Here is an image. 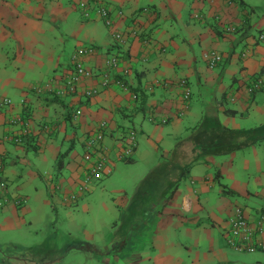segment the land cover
<instances>
[{
	"label": "crops",
	"instance_id": "obj_1",
	"mask_svg": "<svg viewBox=\"0 0 264 264\" xmlns=\"http://www.w3.org/2000/svg\"><path fill=\"white\" fill-rule=\"evenodd\" d=\"M79 1L0 0V98L12 100L0 110L1 177L9 190L0 208V264H52L56 253L64 257L62 249L99 264H245L258 254L255 262L263 264L264 253L230 248L225 231L236 208L252 220L264 211V170L257 159L264 143H252L264 132V42L257 38L264 31V0H106L115 28L125 34L122 45L98 16H83ZM80 46L95 49L84 61L96 75L110 54L122 61L111 72L109 87L93 78L78 94L60 95ZM212 52L223 60L214 69L205 58ZM256 79L263 86L250 93ZM182 80L192 93L188 101ZM91 90L98 93L87 98L84 93ZM78 109L81 114L73 118ZM254 117L257 124L245 125ZM184 118L194 126H183ZM136 120L154 145L164 136L175 137L171 149L156 145L164 159L174 165L190 159V164L167 176L161 172V180L136 181L134 190L115 191L122 193L113 198L112 210L106 207L112 219L102 222L107 237L100 242L86 227L63 248L61 228L46 231L37 242L48 208L57 209L62 194L79 193L89 164L74 149L77 141L84 154L87 134L104 126L109 177L119 162L148 156L137 139L132 155H123ZM25 121L26 135L21 132ZM182 127L192 135L174 136ZM220 142L224 149L218 150ZM40 164L47 170L42 172ZM18 177L25 183L11 189L9 181ZM102 182L95 181L92 192Z\"/></svg>",
	"mask_w": 264,
	"mask_h": 264
},
{
	"label": "rangeland",
	"instance_id": "obj_2",
	"mask_svg": "<svg viewBox=\"0 0 264 264\" xmlns=\"http://www.w3.org/2000/svg\"><path fill=\"white\" fill-rule=\"evenodd\" d=\"M92 15L96 16V13L92 12ZM114 54L116 53L110 54L108 58H111V56ZM136 122H137V125H136L137 129L136 130L134 129L135 131L134 130L133 131L136 132L137 134V140L140 143L139 149L141 152L147 151L148 156L147 157L135 156L136 161L134 163L119 162L117 164V168L113 169V174L103 179V182H102L103 186H101L102 187L101 189L104 188V190H101L99 188L95 192H92L90 195L85 197L86 199H84L83 201L79 203V206L66 207L63 204V202L62 203L56 202L57 209L53 205L49 207L47 210L46 219H45L46 225L42 227L38 226V228H42L43 233L42 235H40V238L36 239L37 242L42 243L43 236L46 231L48 232L52 230L53 233H56L59 228L62 229L61 232L63 233V237H65L63 238V240H61V243H62L61 248L64 247L65 242L67 241L71 242L73 239L81 238L82 237L81 235H84V232L82 231L84 227H86L88 230H90L92 233L95 234V237H94L95 241L101 240V237L103 238L107 237V233L105 232L103 233L102 222L105 221L108 224H110L111 222L112 218L107 212L106 207H108L109 210H112V208L114 207V205L112 204L114 203L113 198H118L117 196H119V193H122L125 190H130V189L134 190V188L132 187L134 186L136 181L161 180L162 179V176L160 177L161 172L167 176V175L172 174L181 165L190 164L189 162L190 159L188 160L186 159L181 162L182 164L175 163L174 165L169 160L164 159L165 155H163L162 149H159V147L158 149L156 148V145H159L161 148L171 149L175 144V137L170 136L167 138V136H164V141L161 144L157 143L156 145H154L155 143H152V142L150 143L146 135L143 134L141 129L139 128L140 121L136 120ZM257 122L258 121H256L254 117L253 119H251L250 122H246L245 125L252 126V125L257 124ZM181 123L183 126L185 125L194 126L193 122H191V118H184ZM262 125L263 124H261L260 126ZM205 128L212 129L209 125H206ZM185 131H186V127H182L179 130H175L174 136H176V134L183 135L184 137L186 136L188 137L192 135L191 134L192 131H190V133H186ZM263 138H264V132L260 133L258 140L257 141L253 140L252 143L260 147L262 146L261 144L264 143ZM250 141L251 140H249V142ZM243 143L248 144L247 141ZM76 145L77 146L74 149H76V151L80 155H83L82 145L78 141ZM177 155L178 154L175 153L174 156L177 157ZM174 156H172L171 159H175ZM236 158H238L237 160L239 161L240 156H237ZM257 159L261 160L259 168L264 170V147L259 151ZM39 168L41 169L42 172H44L47 170V165L40 164ZM153 168H155V171H153L152 173L151 169ZM243 173H244L243 170L239 169V175L243 176ZM260 173L261 172H259V174ZM225 180L226 182H228L230 179L225 178ZM40 182H41V185L43 186L42 181ZM105 182L107 185L104 184ZM108 182L109 184L111 183V186H108ZM9 183H10V188L12 189V188L17 187L18 185H23L25 181H23L21 177H18L16 178L14 182L9 181ZM105 185H106V189H105ZM217 185L220 186L219 184ZM33 187L34 186L31 187V186L25 185V188L27 189V191H32ZM117 190H120L122 192L115 193V191ZM83 204H86L87 206H89V208H83ZM261 213L262 212H259L258 214L256 213L254 215V219H258ZM37 219L38 217L36 216L35 220ZM33 236L35 237V235ZM58 238L61 239L60 234ZM64 239H67V240H64ZM62 251L60 252L64 253L63 254L64 257L59 258L58 256H61V254L56 253L58 256H54V260L52 264H99L98 263L99 260L96 261V259H86L84 257L85 255L82 253L75 252V251L67 252V250L65 251V249L64 250L62 249ZM256 256H260V254L255 255V256L251 255L250 257H247L243 261L245 262V264H257V262L255 261H257L258 257Z\"/></svg>",
	"mask_w": 264,
	"mask_h": 264
},
{
	"label": "built area",
	"instance_id": "obj_3",
	"mask_svg": "<svg viewBox=\"0 0 264 264\" xmlns=\"http://www.w3.org/2000/svg\"><path fill=\"white\" fill-rule=\"evenodd\" d=\"M80 9L85 18H89L92 15V12L96 13L105 26L112 30V36L114 40L118 43H123V35L121 32L114 29V21L110 16V12L105 6V0H82L80 3ZM258 40L264 42V31L258 34ZM95 52L93 47H79L77 48L71 56V69L66 72L65 75V84L63 87V94H78L79 88L82 86V83L86 80L93 78H99L101 80L102 86L107 88L111 84V72L116 70L122 60L119 55H112L111 58L106 59L105 69L100 75H96L93 72L92 68H89L84 61L88 56L91 57ZM206 61L208 68H216L223 60L222 56L216 52H212L206 55ZM179 85L184 90V98L186 101L191 99L192 93L188 87V81L182 80ZM263 86V82L260 79H256L254 84L248 88L250 93L260 90ZM98 93L97 90H91L84 93L87 98H91ZM12 105V100L9 98H0V110H3ZM77 118V117H76ZM16 123V122H14ZM24 124V130L22 129V134H28L27 129H29V122H22ZM104 126L100 128L99 132L91 134L86 142V149L88 153L85 155V160H91V153L94 151V148L104 140ZM103 131H102V130ZM17 144L22 143L21 138H17ZM99 144V145H100ZM137 147L136 136L133 131H130L128 134V143L127 148L123 151L124 157H130L134 150ZM102 158L96 162V164L91 168L90 174H88L85 179L82 180L78 190L79 193H83L91 187V180H100L101 177L108 172V161H109V149H101ZM122 155V156H123ZM4 162L0 156V208H3L7 203L8 195V184L6 181H3L1 177V172L4 170ZM54 189L56 191L55 185ZM80 195V194H79ZM76 197V196H75ZM75 197H71L72 200ZM21 201V200H20ZM23 203V202H22ZM229 228L225 231V238L228 246L236 252L256 254L264 253V212H262L258 219H250L243 208H236L233 216L229 220Z\"/></svg>",
	"mask_w": 264,
	"mask_h": 264
},
{
	"label": "trees",
	"instance_id": "obj_4",
	"mask_svg": "<svg viewBox=\"0 0 264 264\" xmlns=\"http://www.w3.org/2000/svg\"><path fill=\"white\" fill-rule=\"evenodd\" d=\"M81 1L82 0H80L79 2H78V8L80 9V3H81ZM105 6L107 7V9L109 10V12H110V15H111V11H110V9H109V5H108V3H107V1L105 0ZM81 10V9H80ZM84 16V15H83ZM93 15H91V17H92ZM91 17H89V18H87V19H90ZM105 25V24H104ZM114 29L115 30H117L116 28H115V24H114ZM110 30V29H109ZM111 32H112V30H110ZM118 31V30H117ZM122 35H123V39H124V41H123V43H119V44H124L125 43V34L124 33H122ZM80 47H84V46H80ZM85 47H87V46H85ZM91 47H93V46H91ZM90 47V48H91ZM77 48H79V47H76L75 48V50L77 49ZM74 50V51H75ZM71 67H72V65H70V67L66 70V72H68V71H70V69H71ZM65 75H66V73H65ZM64 76V75H63ZM65 77V76H64ZM64 84H65V79H64V82H63ZM58 94H63V91L61 90H59V92H58ZM68 94H70V95H72L71 93H68ZM77 94V93H76ZM76 94H73V95H76ZM59 95V96H60ZM23 102H26V101H23ZM75 112V113H74ZM73 113V118H76V117H78L80 114H81V111H80V109H78V110H75ZM227 114H229V115H235L236 114V112H234V111H229V110H227ZM92 134V133H91ZM90 133L89 134H87V136H86V140L84 141V154H83V160H84V162H86V164H89V167L87 168V170H86V173H85V177L88 175V174H90L89 172H90V170H91V168L96 164V162L97 161H99L101 158H102V153H101V149H103V148H108L107 146H106V143H105V137H104V140L103 141H101V144L99 145H97L95 148H94V151L91 153V160H89V161H86L85 160V155L88 153V150L86 149V142H87V139H88V137L91 135ZM134 134H136V133H134ZM136 136V135H135ZM137 139V138H136ZM221 144H217V149L219 150V149H224V142H220ZM203 152V151H202ZM129 162V161H128ZM62 164H60L59 163V169H61L62 168V166H61ZM108 168V172H106L102 177H101V179H104V178H106V177H108V175L110 174V172H109V166L107 167ZM85 177L83 178V179H85ZM183 178H187V175H184L183 176ZM3 179V178H2ZM58 179V178H57ZM82 179V180H83ZM100 179V180H101ZM95 181H98V180H95ZM95 181L94 180H91V182H90V184H91V187L88 189V190H86V191H84L83 192V196H81V195H79V193H74V194H70V195H64V194H62V200H63V204L65 203L66 205V207H76L78 204H79V202L81 201V200H83V198L84 197H87L88 195H90L91 193H92V188H93V183H95ZM60 182L59 181H57L56 180V183H55V188H56V192L58 191H60ZM80 186V185H79ZM75 197V199L74 200H72V198L71 197ZM262 212H264V211H262Z\"/></svg>",
	"mask_w": 264,
	"mask_h": 264
}]
</instances>
